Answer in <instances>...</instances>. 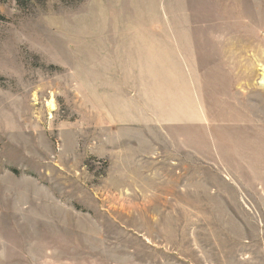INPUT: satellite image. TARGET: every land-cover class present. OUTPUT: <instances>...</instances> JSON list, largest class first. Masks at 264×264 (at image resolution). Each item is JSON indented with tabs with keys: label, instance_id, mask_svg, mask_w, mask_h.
I'll return each instance as SVG.
<instances>
[{
	"label": "rangeland",
	"instance_id": "1",
	"mask_svg": "<svg viewBox=\"0 0 264 264\" xmlns=\"http://www.w3.org/2000/svg\"><path fill=\"white\" fill-rule=\"evenodd\" d=\"M0 264H264V0H0Z\"/></svg>",
	"mask_w": 264,
	"mask_h": 264
}]
</instances>
